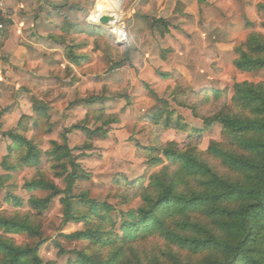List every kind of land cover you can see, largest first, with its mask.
Listing matches in <instances>:
<instances>
[{"label": "rangeland", "instance_id": "obj_1", "mask_svg": "<svg viewBox=\"0 0 264 264\" xmlns=\"http://www.w3.org/2000/svg\"><path fill=\"white\" fill-rule=\"evenodd\" d=\"M97 2L28 0L17 10V4L6 9V21H12L16 14L18 26L3 55L14 54L23 46L31 62L22 68L24 74H12L0 80V175L12 176L11 185L0 192V212L34 213L28 204L30 198L48 195L38 191L30 193L25 188L26 180L35 174L34 169L7 172L2 167L11 145L4 133L16 127L23 115H34L35 101L50 108L54 126L52 134L42 143L43 151L51 148L52 141L61 143V135L66 131L70 132V148L81 147L86 138L81 131L73 129L76 126L91 130L103 128L108 132L107 138L96 137L94 150H75L76 156L85 154L79 162L90 175L89 181L78 183L75 194L88 191L91 198L108 201L127 212L134 209L139 200L127 206L120 205L115 199V177L122 175L130 181L148 179L160 169L148 168L147 160L138 153L140 146L158 148L175 142L180 147L192 144L206 153L212 142L228 143L229 138L219 124L207 127L201 118L211 117L225 106L231 108L235 84H264V70L241 72L235 65L236 48L244 46L253 34L264 36V13L258 10L264 0H192L181 16L175 13L177 2L172 6L166 4V13L160 14L159 11H145L143 1L125 0L123 6L113 8V13L121 20L116 25L111 24L112 27L101 26L91 19ZM149 6L152 10L153 5ZM159 18L169 24L170 31L165 38L153 26V19ZM115 28L124 32L123 38ZM11 29L12 26L0 40L2 53ZM69 44L78 46L77 55L89 57L80 67L72 64L66 54ZM82 45L85 46L80 48ZM3 60L9 67L7 58ZM146 86L159 98L167 100L169 111L183 117L193 133L201 134V140L189 139L188 132L161 130L147 122L146 117L155 110L157 103ZM212 89L227 91V95L219 101L190 98V104L197 106L200 117H195L175 99L174 92L179 93V90L190 94ZM90 98L99 99L93 107L73 105ZM42 168L58 188L65 189V182L54 179L48 172L45 156ZM9 194L23 200L24 207L16 209L7 203ZM73 207L75 212H82L78 200H73ZM43 215L46 241L40 256L44 262L67 264L70 256L60 255L58 246L69 252L82 250L86 245L68 241L62 234L75 233L84 226L63 224L64 207L60 197L53 200ZM9 237L18 244H35L40 240L25 235ZM161 244L153 240L149 246Z\"/></svg>", "mask_w": 264, "mask_h": 264}, {"label": "trees", "instance_id": "obj_2", "mask_svg": "<svg viewBox=\"0 0 264 264\" xmlns=\"http://www.w3.org/2000/svg\"><path fill=\"white\" fill-rule=\"evenodd\" d=\"M184 8L183 3L177 2L175 13L181 15ZM258 10L264 13V3L258 5ZM10 26L12 22L5 21L0 37L6 35ZM153 26L159 29L161 37L169 34V24L164 19H153ZM77 47L69 44L66 54L72 64L80 67L89 57L77 55ZM235 52L239 71L264 70L262 34L251 35ZM146 89L157 103L146 117L147 122L161 130L188 132L189 139L201 140V134L193 133L183 117L169 111L167 100L159 98L149 86ZM174 93L177 103L190 109L195 117L200 116L197 106L190 104L192 96L219 101L227 95V91L213 89ZM98 100L84 99L73 105L93 107ZM231 104V108L225 106L213 116L201 118L207 127L219 124L229 138L228 143L212 142L206 153L192 144L180 147L175 142L158 148L139 147L138 153L147 160L148 168L160 169L148 179L130 181L122 175L115 177V199L120 205L139 200L134 209L124 212L108 201L91 198L88 191L75 194L79 182L90 180L79 162L85 154L76 156L75 150H94L96 137L107 138L108 132L76 126L73 129L86 138L81 147L70 148V132L66 131L61 135V143L52 141L51 148L43 151L42 143L54 126L50 108L35 101L34 115H23L16 127L4 133L11 145L2 167L7 172L34 169L35 174L26 180L25 188L30 193L48 195L30 198L28 204L34 213L0 212V264H58L44 262L40 256L46 241L43 213L58 197L64 207L63 224L84 226L75 233L62 234L68 241L86 245L82 250L69 252L58 246L60 255L70 256L67 264H264V84H235ZM43 156L52 177L65 182L64 190L46 176ZM11 183L10 174L0 175V192ZM73 200L79 201L82 212L74 211ZM6 201L16 209L25 205L12 194ZM9 235L40 240L35 244H18ZM153 240L161 246L151 248Z\"/></svg>", "mask_w": 264, "mask_h": 264}, {"label": "crops", "instance_id": "obj_3", "mask_svg": "<svg viewBox=\"0 0 264 264\" xmlns=\"http://www.w3.org/2000/svg\"><path fill=\"white\" fill-rule=\"evenodd\" d=\"M140 1H143L144 4H146V5H143L145 11H153V12L159 11L160 14H163V13H166L165 12V10L167 8L166 4H169L172 6L173 3L176 4V2H181L185 6H189L192 0H140ZM6 2H7V7H10V6L13 7L14 5L17 4L15 7L16 8L15 10H17L18 7L19 8L22 7L20 4L28 2V0H6ZM150 4L153 5L152 10H151V7L149 6ZM173 11H174V9H172V13H173ZM16 16L17 15L14 14L13 18H11L12 19L11 22H13V25H12V29L8 35L9 40H7L6 46L3 48V50H4L3 53H2V51H0V80H4L6 77H9V75L11 76L12 74L14 76H18L19 74H24L22 68L27 67L28 64L31 62V59H29V58L27 59V56L25 54L26 48L23 46L18 47L17 51L20 54V55L18 54V56H17V51L11 55H7V56L3 55L4 53H6V51H5L6 47L8 46V48H9L12 34H14V31L16 30V28L18 26V21L16 20ZM158 17H160V16H158ZM8 37L5 36V38H7V39H8ZM2 38L3 37H0V40ZM4 58H7L8 62H9V64H8L9 67H6V65H5L6 60H3ZM3 70H5L4 71L5 76H3Z\"/></svg>", "mask_w": 264, "mask_h": 264}, {"label": "bare ground", "instance_id": "obj_4", "mask_svg": "<svg viewBox=\"0 0 264 264\" xmlns=\"http://www.w3.org/2000/svg\"><path fill=\"white\" fill-rule=\"evenodd\" d=\"M125 0H98L94 11L91 14V19L99 22V19L107 15L113 18L112 25H116V23L121 20V17H118L115 13H113V8L116 6H123ZM115 32L120 36H124V32L120 28H115Z\"/></svg>", "mask_w": 264, "mask_h": 264}, {"label": "built area", "instance_id": "obj_5", "mask_svg": "<svg viewBox=\"0 0 264 264\" xmlns=\"http://www.w3.org/2000/svg\"><path fill=\"white\" fill-rule=\"evenodd\" d=\"M6 9H7L6 0H0V32L5 29V21L7 19V17H6ZM123 37H121V38H123Z\"/></svg>", "mask_w": 264, "mask_h": 264}, {"label": "water", "instance_id": "obj_6", "mask_svg": "<svg viewBox=\"0 0 264 264\" xmlns=\"http://www.w3.org/2000/svg\"><path fill=\"white\" fill-rule=\"evenodd\" d=\"M113 22V18L104 15L99 19V25L101 26H111V23ZM112 27V26H111Z\"/></svg>", "mask_w": 264, "mask_h": 264}]
</instances>
